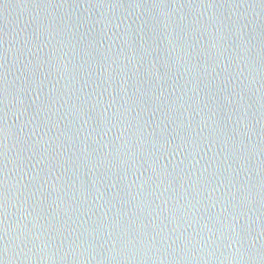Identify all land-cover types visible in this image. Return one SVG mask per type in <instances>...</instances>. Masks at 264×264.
I'll list each match as a JSON object with an SVG mask.
<instances>
[{
    "label": "water",
    "instance_id": "water-1",
    "mask_svg": "<svg viewBox=\"0 0 264 264\" xmlns=\"http://www.w3.org/2000/svg\"><path fill=\"white\" fill-rule=\"evenodd\" d=\"M0 264H264V0H0Z\"/></svg>",
    "mask_w": 264,
    "mask_h": 264
}]
</instances>
